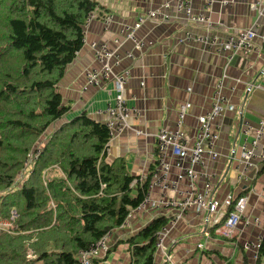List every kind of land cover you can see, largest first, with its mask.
Instances as JSON below:
<instances>
[{
  "label": "crops",
  "instance_id": "1",
  "mask_svg": "<svg viewBox=\"0 0 264 264\" xmlns=\"http://www.w3.org/2000/svg\"><path fill=\"white\" fill-rule=\"evenodd\" d=\"M93 1L98 4V16L89 23L83 47L57 84L63 104L70 110L54 122L52 130L81 113L105 124L109 119L107 109L109 104H114L116 96L114 83L107 81L99 86L84 88L86 69L99 66L89 45L92 41L108 42L111 48H119L122 53L134 52V57L124 58L115 71L130 69L131 78L124 97L128 106L137 110V115L128 119V129L109 141L106 156L108 162L125 158L132 175L149 174L155 167V134L161 128H175L180 107L187 102L191 103V107L187 109L182 130L186 136H193L198 117L211 109L212 95L221 84L220 91L226 101L224 110L214 119L220 131V156L208 159L203 168L196 166L195 169L214 175V197L220 203L229 193L236 197L246 195L245 217H259L261 226L241 222L238 234L234 238H226L207 225L203 213L187 210L170 229L169 252L174 264H256L244 243L255 240L257 234L264 230V161L258 159L257 166L244 173L240 148L254 136L243 134L242 122L248 121L258 129L264 121V39L261 37L264 34V7L260 13L253 6L258 0H214L207 8L206 2L196 0L193 10L207 14L210 18V24H207L192 23L183 13L177 12L176 0ZM165 4H170V7L164 8ZM152 9H161L169 17L166 20L149 18L136 31L137 39L145 42L142 50H135L131 40L122 41L125 36H119L120 45L113 43L122 26L132 25L138 16ZM107 12L113 16L108 26L102 19ZM249 27L258 32L254 39L258 49L239 51L230 62L229 52H218L196 40L179 42L188 29L194 34L215 33L223 40L229 34ZM257 152L264 154V123ZM171 162L170 177L173 179L178 169L174 165L176 160ZM189 183V180L180 182L176 189L168 188L163 195L165 198L176 197L179 190H184ZM195 184L202 187L203 178H198ZM159 196V191L152 194L154 199ZM175 211L170 207L151 211L150 216L147 217V213L132 217L126 227L115 229L111 245H119L107 252L103 264H130L127 240L154 218L172 217L171 213ZM199 242L205 243L203 249L197 247ZM155 261L156 264H165L157 249ZM259 264H264V257Z\"/></svg>",
  "mask_w": 264,
  "mask_h": 264
},
{
  "label": "trees",
  "instance_id": "2",
  "mask_svg": "<svg viewBox=\"0 0 264 264\" xmlns=\"http://www.w3.org/2000/svg\"><path fill=\"white\" fill-rule=\"evenodd\" d=\"M97 8L93 0H0V220L11 221L0 231V264H80L79 252L119 228L146 196L148 182L130 174L125 158L106 161L109 129L86 113L46 137L25 170L36 141L70 110L57 84ZM168 219L154 218L127 240L130 264H156ZM263 257L264 237L256 264Z\"/></svg>",
  "mask_w": 264,
  "mask_h": 264
},
{
  "label": "built area",
  "instance_id": "3",
  "mask_svg": "<svg viewBox=\"0 0 264 264\" xmlns=\"http://www.w3.org/2000/svg\"><path fill=\"white\" fill-rule=\"evenodd\" d=\"M196 0H176L175 8L177 12L183 13L186 18L192 23H207L210 24V18L203 12H194L193 4ZM206 2L207 8L214 0H203ZM253 6L259 9L262 13L264 7V0H258ZM170 4H165L164 8H169ZM97 9L89 13L85 23V30L94 17H97ZM168 14L161 9L148 10L144 14L138 16L135 23L132 25H124L120 28L118 36L113 39V43L120 45L124 40H131L134 42L135 50H142L145 46L144 40H138L136 31L149 18L155 20H166ZM113 16L110 13L102 15L103 22L106 26L109 25ZM119 36H125L120 41ZM258 36L255 28L249 27L247 29L238 30L235 33L229 34L225 39H221L217 34L204 32L203 34H194L191 30H186L184 37L179 42L184 41H198L204 43L207 47L213 48L218 52H229V62L234 55L239 51L247 52L253 49L257 50L258 46L254 39ZM261 37L264 39V34ZM93 49L95 58L99 66L87 68L85 71L84 88L89 86H99L107 81L114 83L116 96L114 104H109L107 113L109 116L106 126L109 129L110 140L122 134L129 128L128 119L131 116L137 115V110L134 107H129L125 97L124 91L127 83L131 78L130 69L115 71V68L120 65L124 58H133L134 52H120L119 48H111L108 42L89 43ZM221 87V84H220ZM220 87L214 91L212 95V107L208 112L201 114L197 119V128L193 136H186L182 130V125L186 116L187 109L191 107V103L187 102L180 107L179 116L175 128H161L155 134L156 137V153L157 160L155 167L149 174L139 175L140 182H148L147 193L143 201L134 210H140L149 207L151 211H157L170 207L174 208L175 213L172 212L171 220L157 233L156 249L161 254L165 264H174L169 252L168 236L170 229L173 228L181 215L187 210H196V213L205 215L207 225H210L215 232L226 238H234L238 232V226L241 222L245 225L253 223L257 227L261 226L259 217L246 218L245 209L248 197L246 195L234 196L232 193L225 196L222 203L214 197V175L207 172H199L195 169L196 166H205L208 159H217L220 154L218 151V142L220 139V131L214 123V119L224 110V102L226 99L221 94ZM263 123L258 129L254 128L248 121H243L241 124V131L245 135H254L251 141H246L241 145L243 172L250 170L257 166V160L264 161V154L258 153L257 148L260 145V140L263 136ZM138 133H141L138 131ZM109 140V141H110ZM109 143V142H108ZM40 154V148H34L26 159L25 170H31L35 161H37ZM172 160H176L175 166L178 171L174 173V178L171 179ZM24 171L22 176L24 175ZM241 177L246 179L245 175ZM198 178H203L204 184L202 187H197L195 181ZM190 181L189 185L182 191L179 190V195L176 197L165 198L163 195L168 188H177L180 182ZM137 182L134 180L133 184ZM159 191L160 196L156 199L152 197L153 192ZM131 211V212H132ZM146 211V212H147ZM131 212L129 216L131 215ZM16 216L15 211H12V219ZM128 216V217H129ZM128 217L120 227H126L128 224ZM11 221L4 222L0 220V231L9 230ZM114 235V230L104 235L98 242L92 245L89 249L81 250L78 255L80 264H93L94 257L104 256L105 252L111 246V240ZM264 237V230L257 234L255 240H247L244 243L253 259L258 258V251ZM199 249L205 247L204 242L197 244Z\"/></svg>",
  "mask_w": 264,
  "mask_h": 264
},
{
  "label": "rangeland",
  "instance_id": "4",
  "mask_svg": "<svg viewBox=\"0 0 264 264\" xmlns=\"http://www.w3.org/2000/svg\"><path fill=\"white\" fill-rule=\"evenodd\" d=\"M53 126H55L54 125V123L46 130V133H44V134H42L41 136H40V138L36 141V144H35V148H41V149H44V145L43 144H45L44 143V141L46 140V137H49L51 134H52V132H53V130H52V128H53ZM55 128V127H54ZM55 131V130H54ZM22 174H23V172H21V173H19V175H18V177H17V179L19 180V178H21L22 177ZM16 191V189L15 188H13L12 190H11V192H13V191ZM137 194V191H136V189H134L133 190V195H136ZM148 208L149 207H145V208H142V209H140V210H134V211H132L131 212V215L128 217V221L131 223V218L132 217H141L142 215H146L147 213H148V215H147V217L148 216H150V214L149 213H151V210L149 209V211H147L148 210ZM147 211V212H146ZM145 217V216H144ZM2 221H4V222H9L10 220H4V219H1ZM114 245L115 244H113V245H111L112 246V248H114ZM117 245V244H116ZM118 247V245L116 246V248ZM115 248V249H116ZM114 249V250H115ZM113 258V252L110 254V256H109V259L111 260ZM37 264H41V262H38Z\"/></svg>",
  "mask_w": 264,
  "mask_h": 264
}]
</instances>
